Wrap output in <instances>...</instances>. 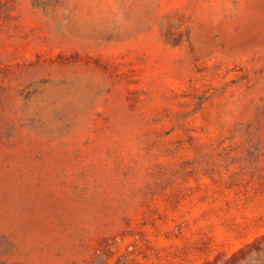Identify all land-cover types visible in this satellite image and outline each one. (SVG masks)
<instances>
[{
  "label": "rangeland",
  "instance_id": "374dc122",
  "mask_svg": "<svg viewBox=\"0 0 264 264\" xmlns=\"http://www.w3.org/2000/svg\"><path fill=\"white\" fill-rule=\"evenodd\" d=\"M0 264H264V0H0Z\"/></svg>",
  "mask_w": 264,
  "mask_h": 264
}]
</instances>
